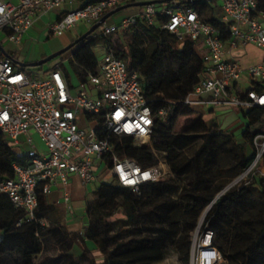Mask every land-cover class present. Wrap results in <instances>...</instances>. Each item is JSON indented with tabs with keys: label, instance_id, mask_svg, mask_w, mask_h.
<instances>
[{
	"label": "built area",
	"instance_id": "built-area-1",
	"mask_svg": "<svg viewBox=\"0 0 264 264\" xmlns=\"http://www.w3.org/2000/svg\"><path fill=\"white\" fill-rule=\"evenodd\" d=\"M135 1L141 0H0V33L4 41L18 45L40 17L54 12L56 17L47 29L49 34L59 36L78 21L92 25L115 7ZM70 5L75 8L69 10ZM219 9V26H215L194 8L179 5L176 0L149 3L117 22L104 21L94 35L108 36L137 21L155 24L172 33L177 41H191L193 48L195 45L199 49L195 51L204 69L185 96L186 105L211 110L264 108V89L253 88L264 84V7L260 0H219ZM250 45L260 49L262 57L258 63L243 66L233 51ZM248 81L250 88L243 90L242 84ZM142 84L140 75L107 49L97 61L95 72L86 73L76 94H72L62 63L32 69L0 51V133L4 144L16 152L24 151L25 156L24 162L17 156L10 176L0 175V194H6L29 220H37L40 194L46 196L60 185L62 200L71 210L67 190L70 177L78 176L84 185L93 182L95 162L104 157L108 159L106 178L135 193L143 183L164 180L166 172L159 159L142 167L131 158L120 157L109 139L110 135L129 136L136 146L150 144L157 114L148 105ZM163 112L161 109L157 113ZM34 136L45 150L39 148ZM250 144L254 157L243 173L252 172V180L256 173L264 177V128L252 136ZM39 222L48 225L46 220ZM212 236L213 232L205 227L194 241L193 264L223 261L212 245Z\"/></svg>",
	"mask_w": 264,
	"mask_h": 264
},
{
	"label": "trees",
	"instance_id": "trees-1",
	"mask_svg": "<svg viewBox=\"0 0 264 264\" xmlns=\"http://www.w3.org/2000/svg\"><path fill=\"white\" fill-rule=\"evenodd\" d=\"M176 1L191 6L204 20L219 26L216 0ZM260 6L264 7V0H260ZM136 29L154 42L153 49L147 51L134 37L116 55L143 80L146 101L157 114L153 137L163 133L165 125L172 128L180 115L194 113L184 98L198 82L204 65L193 42L177 41L172 33L155 24L137 21L121 32ZM112 35L89 36L69 57L79 84L87 72L96 70L94 39H106L103 44L107 49ZM62 68L72 86L67 70L63 65ZM253 88L260 91L264 84ZM161 109L164 112L158 115ZM242 115L247 124L240 142L233 133L200 116L188 132L166 131L165 140L175 151L169 158V167L176 181L143 183L138 193L112 181L100 184L87 201L84 236L64 228L63 211L49 203L45 195L38 196L37 220H29L6 194H0V264H154L170 248L181 252L187 262L191 232L201 211L254 157L250 141L264 127V108L242 110ZM109 139L120 157L131 158L142 167L154 164L155 154L149 145L136 146L129 136L110 135ZM16 159L17 152L4 144L0 133L1 176L11 175V164ZM107 161L104 157L103 163ZM39 220H46L48 225ZM202 225L213 232L212 245L223 259L220 264H264V177L253 176L249 183L224 192ZM84 237L95 244L103 258L101 263L95 262L86 245L77 259L69 253L74 243L83 242Z\"/></svg>",
	"mask_w": 264,
	"mask_h": 264
},
{
	"label": "rangeland",
	"instance_id": "rangeland-1",
	"mask_svg": "<svg viewBox=\"0 0 264 264\" xmlns=\"http://www.w3.org/2000/svg\"><path fill=\"white\" fill-rule=\"evenodd\" d=\"M216 4L219 5V0H216ZM74 8H75V5H70L68 7L69 10H72ZM132 9H134L133 6L124 8V9L112 14L110 17H108L106 19L105 24H111V23L117 22L120 18H122L124 16V14L126 12H129ZM216 10L218 11L219 8L216 7ZM43 17L44 18H42L40 20L41 24H35L33 27V30L26 32L22 38L21 43L18 45L4 41V39L2 38V35L0 33V40L2 42V45L4 46L5 50L9 51V54L13 60L18 61V62H23V63H29V62L38 60L43 55H49L52 52H54L60 48L65 47L70 42H72L75 38H77V36L84 33L91 26V25L84 23L82 21H78L70 30L66 31L62 35H59V36L58 35H52V34L48 33L47 25L54 21L55 14H54V12H52L50 14L48 13V14L44 15ZM102 25L103 24L98 26V28L90 36H92V35H94V33L98 32L99 29L102 27ZM134 33H135V35H134ZM134 37H136L137 41L142 43L143 47L147 51H151L153 49L154 42L149 37H147L143 32H141V30L136 29V30H127L126 32H121V30H120L118 33L110 36L108 38L109 44L107 43L108 44L107 50H111L114 53H116L121 48L126 49V45L128 43H130ZM94 41L96 44L93 47L94 55L97 58V60H101L103 58V56L105 55V52H106L105 46L103 44V42H105L106 39L102 40L101 38H95ZM76 48H77L76 46H73L72 48H70L67 51H65L64 53H62L59 57L54 58L53 60H50L41 66H29V67L32 69H41V68L47 69L55 63H58V62L62 63V65L67 70L69 77L71 79L72 94H76L78 89H79V83L80 82H79V79L76 75V72L74 70L73 65L69 61V57L73 54V52L76 50ZM194 49L199 51V49L195 45H194ZM233 52L235 54H238L240 52V49H236ZM250 86H251V84L249 81L245 82L244 84H242V89L247 90L248 88H250ZM191 107H193L194 110H196V111H199L201 113L203 112L202 108H200L199 106L194 105ZM80 113H81V111H80ZM197 117H198L197 113L180 115L178 117L175 125L172 128H170L169 125H165V127H163V130H164L163 133L154 134V136L150 138L149 146L153 151H155V153L157 155L156 160L154 159V163L158 162L157 159H159L161 161L163 167L165 168V172H166L165 178H164V181H166V182H171L174 180L176 181V179H175L174 175H172V172H171L170 167H169V158H170L171 154L175 151L166 142V140H165L166 136H164L165 132L169 131V134L188 132L190 126L193 124V122H195ZM238 117H239L238 114L234 110H228V111L227 110H220L216 113V116L212 117L213 121H210L209 123L215 122L216 124H218V126L221 129H225L230 123L236 121V119H238ZM242 124H245V123H242ZM236 135L240 136V132L238 131L236 133ZM34 139L36 142H38L39 148L41 150H45L44 144L41 143L40 140L36 136H34ZM23 153H24V151L17 152V156L21 162L25 161V156L23 155ZM91 161L94 162L93 157H92ZM95 163H97V162H95ZM103 168H104V166L101 167V169L100 168L99 169L102 170ZM105 171H106V169L104 168L103 172H105ZM250 174L243 173V172L239 173L235 178H233L230 182H228L224 186V188H226V190L224 192H226L227 190H230V189H237L240 186H243L244 184L249 183L251 181L250 180L251 179ZM255 176L256 177H258V176L262 177L261 175H259L257 173ZM177 184L179 187H181L180 181L179 182L177 181ZM220 192H221V190L219 192H217L216 195H218ZM213 204L214 203H212V205L209 206L210 205V203H209L201 211V213L198 217V220H197V225L199 224V226H196L193 229V231L191 232V242H190V248H189V259H188V261L186 262L184 260V256L181 252H179L178 250H176L174 248H170L167 251V253L165 254L164 258L161 261L154 263V264H193L191 261V254L193 251L192 250L193 249V243H194V241L198 240L199 237L201 236L203 229H204L202 224H203L207 214L211 210ZM207 207H209V208L207 211H205ZM116 216L120 217L121 215H120V213H117Z\"/></svg>",
	"mask_w": 264,
	"mask_h": 264
},
{
	"label": "crops",
	"instance_id": "crops-1",
	"mask_svg": "<svg viewBox=\"0 0 264 264\" xmlns=\"http://www.w3.org/2000/svg\"><path fill=\"white\" fill-rule=\"evenodd\" d=\"M133 7H134V9H132L129 12H126L124 14V16L135 13L139 9L140 6H133ZM55 17H56V14H55ZM42 18H44V17L43 16L40 17L35 22V24H41L40 20ZM33 27L34 26H32L26 32L33 30ZM236 55L240 59L243 66H248L251 64L258 63L261 60L262 51L260 49L256 48L255 46L250 45V46L246 47L245 49H240V52ZM191 108L193 109L194 113H197V115L200 116L202 118V120L207 122V123H209L210 121H213L212 117L216 116V113L220 110H227V111L228 110H234V111H236V113L239 116L238 119H236V121L230 123L223 130L233 133L236 140L238 142L241 141L242 132H243V130L247 124V118L242 115V110H239V109L234 108V107H232V108L231 107H224L222 109H217V110H211L210 107H200L203 110V112L201 113L199 111L194 110L193 107H191ZM242 123H245V124H242ZM262 128H264V127H262ZM238 131L240 132V136L236 135V133ZM103 166L106 169L105 172H103L104 168L102 170H100L101 167H103ZM95 174H96V179L93 182L88 183L86 185L81 183L78 176L72 175L70 177L69 183L67 185V190H69L70 195H71V203H70L71 204V210H67L66 205L62 200V188L60 185L54 187L51 190V192L46 195L47 201L49 203H53L55 205H58L59 208L63 211V220L61 221V224L69 232H77L80 235L84 236L85 229H86V223H87V216H86L87 201L92 196L93 191L100 184L109 182V179L106 178L107 166L105 165V163H103V161L97 162V165L95 167ZM83 239H84L83 242L79 241L78 243L77 242L74 243L72 248L69 250V253L73 254L77 259V257L82 252V246L86 245V247L89 248L91 250L92 254L94 255L95 262L101 263L103 261V258L101 257L99 251L96 249L95 244L86 237H84ZM83 264H86V263H83Z\"/></svg>",
	"mask_w": 264,
	"mask_h": 264
},
{
	"label": "water",
	"instance_id": "water-1",
	"mask_svg": "<svg viewBox=\"0 0 264 264\" xmlns=\"http://www.w3.org/2000/svg\"><path fill=\"white\" fill-rule=\"evenodd\" d=\"M165 1H170V0H141V1H135V2L126 3V4H122L120 6H117L114 9H112V10L108 11L107 13H105L96 23L92 24L84 33L79 35L76 39H74L72 42H70L65 47L60 48V49L52 52L49 55L42 56L38 60L29 62V63H23V62H18L17 61V63L19 65H21L22 67L41 66L44 63L50 61L51 59L61 55L62 53H64L68 49L72 48L77 42H79L80 40L85 38L87 35L93 33L98 28V26H100L104 21H106V19L108 17H110L112 14H114V13H116V12H118V11L124 9V8L130 7V6H142V5L149 4V3H161V2H165ZM0 51H1V53L3 55L9 56V54H7V52L4 50V48L2 47L1 44H0ZM225 190H226V188L222 189L221 192L214 197V199L211 201L209 206H211L212 203H214ZM197 226H199V224Z\"/></svg>",
	"mask_w": 264,
	"mask_h": 264
},
{
	"label": "flooded vegetation",
	"instance_id": "flooded-vegetation-1",
	"mask_svg": "<svg viewBox=\"0 0 264 264\" xmlns=\"http://www.w3.org/2000/svg\"><path fill=\"white\" fill-rule=\"evenodd\" d=\"M91 34H92V33H91ZM91 34L87 35L85 38H83L82 40H80L79 42H77L74 46L78 47L79 44H80L82 41L86 40ZM77 37H78V36H77ZM75 39H76V38H75Z\"/></svg>",
	"mask_w": 264,
	"mask_h": 264
},
{
	"label": "bare ground",
	"instance_id": "bare-ground-1",
	"mask_svg": "<svg viewBox=\"0 0 264 264\" xmlns=\"http://www.w3.org/2000/svg\"><path fill=\"white\" fill-rule=\"evenodd\" d=\"M208 208H209V207H207L205 211H207V210H208Z\"/></svg>",
	"mask_w": 264,
	"mask_h": 264
}]
</instances>
